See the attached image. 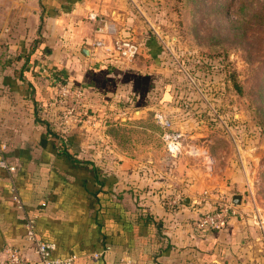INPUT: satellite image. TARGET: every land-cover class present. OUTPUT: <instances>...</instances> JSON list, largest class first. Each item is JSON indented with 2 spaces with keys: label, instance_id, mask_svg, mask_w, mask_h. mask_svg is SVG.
<instances>
[{
  "label": "crops",
  "instance_id": "obj_1",
  "mask_svg": "<svg viewBox=\"0 0 264 264\" xmlns=\"http://www.w3.org/2000/svg\"><path fill=\"white\" fill-rule=\"evenodd\" d=\"M122 5L0 0V159L16 167L12 174L0 166V255L20 245L35 257L22 237L24 216L33 214L37 235L56 245L54 255H75L74 264H264V237L252 216L232 218L219 231L197 227L216 196L202 195L204 188L176 172L180 159L162 165L132 153L144 148L121 145L110 123L61 127V112L50 104L56 74L90 92L88 107L108 105L126 88L140 89L139 82L135 88L121 78L112 55L92 45L102 37L96 28L103 22L130 20ZM94 12L97 20L90 18ZM102 108L96 124L103 125ZM149 109L141 110L142 118ZM246 178L250 185L256 176L240 175L238 190L222 186L218 192L240 193L242 209L259 210L262 199L253 204L244 193ZM176 193L184 201L170 205Z\"/></svg>",
  "mask_w": 264,
  "mask_h": 264
},
{
  "label": "rangeland",
  "instance_id": "obj_2",
  "mask_svg": "<svg viewBox=\"0 0 264 264\" xmlns=\"http://www.w3.org/2000/svg\"><path fill=\"white\" fill-rule=\"evenodd\" d=\"M122 1L130 20L118 21L111 39L130 40L139 53L133 62L112 56L121 78L134 87L140 82V89L126 88L98 107L87 106L92 95L85 90L87 125L110 123L121 145L141 146L132 153L166 165L171 157L154 119L156 111L165 113L184 133L176 172L217 192L238 190L240 175L256 176L250 185L246 178L244 193L253 204L262 199L264 215V0ZM101 107L103 125L96 124ZM74 125L80 123L65 126Z\"/></svg>",
  "mask_w": 264,
  "mask_h": 264
},
{
  "label": "built area",
  "instance_id": "obj_3",
  "mask_svg": "<svg viewBox=\"0 0 264 264\" xmlns=\"http://www.w3.org/2000/svg\"><path fill=\"white\" fill-rule=\"evenodd\" d=\"M96 12L90 14V18L97 20ZM96 31L102 35L101 38L93 40L92 45L96 48H102L110 55H118L127 62H133L139 53V46L123 38L111 39V36L117 33L115 25L109 21L103 22L102 25L96 28ZM111 40V41H110ZM54 95L51 100V105L58 107L62 111L61 123L67 125L72 121L80 124H87V119L83 118L87 112L84 110L82 103L86 98L84 86L75 84L61 74H56L53 77ZM154 119L160 128V136L164 142L165 149L171 158L178 157L182 152V144L184 133L181 130L174 128L172 118L161 111H156ZM90 121V119L88 120ZM0 166L5 167L9 172L13 173L16 167L9 164L2 157ZM13 198L19 203V208L24 209L20 196L12 186ZM215 195L216 204L213 208L204 211L196 220V225L200 229L219 231L227 227L232 218L250 217L254 219V223L258 225L264 237V215L256 207H251L250 210L242 209L241 205L232 203V196H225L214 190H204L202 195ZM184 197L181 193H176L168 202L170 205H178L183 203ZM24 240L29 244L35 254V257L25 252V249L20 245L6 246L0 255V264H74L75 255L60 257L54 255L56 245L53 242L41 239L36 232V215L24 216ZM100 254L95 253L97 257Z\"/></svg>",
  "mask_w": 264,
  "mask_h": 264
},
{
  "label": "water",
  "instance_id": "obj_4",
  "mask_svg": "<svg viewBox=\"0 0 264 264\" xmlns=\"http://www.w3.org/2000/svg\"><path fill=\"white\" fill-rule=\"evenodd\" d=\"M84 52L88 54V49L84 48ZM241 202H242V195L240 193H234L232 196V203L236 205H240Z\"/></svg>",
  "mask_w": 264,
  "mask_h": 264
},
{
  "label": "trees",
  "instance_id": "obj_5",
  "mask_svg": "<svg viewBox=\"0 0 264 264\" xmlns=\"http://www.w3.org/2000/svg\"><path fill=\"white\" fill-rule=\"evenodd\" d=\"M140 83V82H139ZM141 84V83H140ZM64 154H66L67 152H65V151H62ZM68 154V153H67Z\"/></svg>",
  "mask_w": 264,
  "mask_h": 264
}]
</instances>
